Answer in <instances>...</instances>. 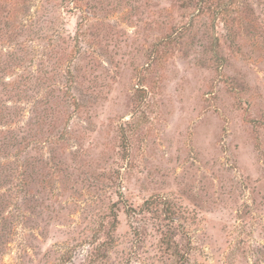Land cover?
Segmentation results:
<instances>
[{
	"label": "rangeland",
	"instance_id": "rangeland-1",
	"mask_svg": "<svg viewBox=\"0 0 264 264\" xmlns=\"http://www.w3.org/2000/svg\"><path fill=\"white\" fill-rule=\"evenodd\" d=\"M0 264H264V0H0Z\"/></svg>",
	"mask_w": 264,
	"mask_h": 264
}]
</instances>
